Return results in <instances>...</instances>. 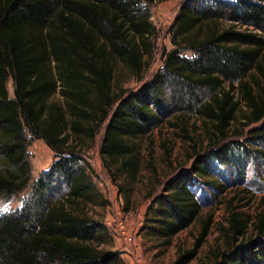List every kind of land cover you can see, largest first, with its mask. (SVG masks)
<instances>
[{"label":"trees","instance_id":"16d2710c","mask_svg":"<svg viewBox=\"0 0 264 264\" xmlns=\"http://www.w3.org/2000/svg\"><path fill=\"white\" fill-rule=\"evenodd\" d=\"M140 1L0 0V151L14 166L0 170V191L10 194L30 179L26 130L57 155L33 181L22 206L0 215V264L118 263L117 251L99 246L102 224L83 209L93 189L78 149L92 144L103 126L104 164L134 177L139 158L128 138L173 111L165 95L172 85L185 86L191 93L188 106L212 123V143L231 136L240 104L246 108L243 125L261 122L250 129V142L264 138V0L183 3L171 39L185 46L171 48L161 72L119 99L111 92L113 60L137 72L152 51L155 26ZM10 78L13 96L7 89ZM198 91L209 97L201 100ZM55 92L61 100L51 98ZM246 145L238 139L225 142L169 179L166 192L149 205L157 215L150 225L155 233L166 238L194 220L199 202L189 183L193 175L208 172L211 158L236 170L243 154H260L264 161V148ZM259 204L253 216L230 207L223 226L226 247L212 264H264V195ZM207 225L208 220L194 247L172 264H185L195 255ZM248 226L259 236L246 237Z\"/></svg>","mask_w":264,"mask_h":264},{"label":"rangeland","instance_id":"374dc122","mask_svg":"<svg viewBox=\"0 0 264 264\" xmlns=\"http://www.w3.org/2000/svg\"><path fill=\"white\" fill-rule=\"evenodd\" d=\"M187 1L190 0L140 1L155 26L151 37L152 51L137 72L120 60H113L112 94L120 99L140 89L162 71L165 54L171 48L185 46L183 43H174L171 35L175 15ZM221 24L226 26L229 21L221 20ZM236 25L241 29L249 27ZM182 52L193 55L190 49L182 48ZM7 89L8 94L13 96L11 78L7 82ZM165 95L171 101L173 111L167 116L160 115L161 120L143 134L128 138L134 143L139 158L134 177L116 171L114 165L108 168L104 164L99 152L103 126L99 128L92 144L84 143L78 149L87 164L86 171L93 189L92 198L83 209L102 224L99 246L117 251V264H172L178 254L194 247L206 220V234L196 247L195 255L185 264H212L215 254L226 247L223 226L226 225L230 207L253 216L260 208V197L264 195V161L260 154L253 155L256 157L243 154L238 170L231 163H219L211 158L208 172L199 177L193 175L189 183L199 202L194 220L166 238L155 233L150 225L154 224L157 215L149 205L156 196L166 192L165 186L169 179L189 170L199 156L207 157L211 149L225 142L230 143L232 139L240 140L244 146L264 148V138H256L257 144L250 142V129L258 127L261 122L243 125L246 108L242 104L231 122V136L216 144L211 139L212 123L188 106L191 93L185 86L172 85L165 89ZM198 96L204 100L209 97V93L198 91ZM51 98L61 100V95L55 92ZM236 129L238 132H235ZM25 135V156L30 164V179L15 192L9 194L0 191V206L10 205V211L22 206L32 190L33 181L57 157L56 151L43 138L30 130H26ZM241 149L240 146L237 150L242 152ZM6 166L14 168L0 151V170ZM245 236L257 237L259 234L248 226Z\"/></svg>","mask_w":264,"mask_h":264},{"label":"clouds","instance_id":"9594fccd","mask_svg":"<svg viewBox=\"0 0 264 264\" xmlns=\"http://www.w3.org/2000/svg\"><path fill=\"white\" fill-rule=\"evenodd\" d=\"M10 211V205L5 204L3 206H0V213H7Z\"/></svg>","mask_w":264,"mask_h":264}]
</instances>
